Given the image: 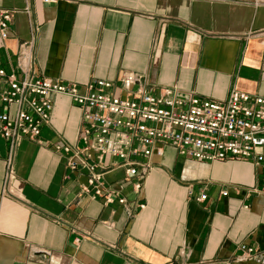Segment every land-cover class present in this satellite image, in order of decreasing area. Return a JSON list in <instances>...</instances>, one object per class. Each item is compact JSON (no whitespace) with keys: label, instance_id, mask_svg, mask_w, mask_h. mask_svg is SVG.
<instances>
[{"label":"crops","instance_id":"0c3cea01","mask_svg":"<svg viewBox=\"0 0 264 264\" xmlns=\"http://www.w3.org/2000/svg\"><path fill=\"white\" fill-rule=\"evenodd\" d=\"M1 9L13 13L0 37L8 70L27 42L36 72L50 79L119 84L132 72L178 95L264 96V0H0ZM52 100L40 138L16 146L7 184L10 147L0 136V264H264V193L249 192L261 186L262 164L198 162L164 145L141 199L125 168L105 172L128 200L107 205L81 192L86 172L70 170L58 149L77 143L80 108Z\"/></svg>","mask_w":264,"mask_h":264},{"label":"built area","instance_id":"2783aa9c","mask_svg":"<svg viewBox=\"0 0 264 264\" xmlns=\"http://www.w3.org/2000/svg\"><path fill=\"white\" fill-rule=\"evenodd\" d=\"M12 14L0 10L2 39L9 37ZM31 47L24 43L10 70L0 62V136L10 147L5 184L16 177V146L24 139L40 138L56 94L72 99L82 113L77 143L58 149L68 154L70 170L86 172L81 192L107 205H125L128 200L123 185L114 188L105 183V172L116 166L125 168L127 180H133V190L141 199L144 181L153 169L150 159L162 156L164 145L198 162L249 160L264 167V96L237 89L225 101L178 95L173 88H150L143 74L132 72L121 76L119 84L104 79L85 85L64 82L36 72ZM261 178L260 188L249 192L264 193V174ZM222 193L228 195L226 190ZM206 197L203 193L197 199ZM138 206L146 207L141 201ZM239 249L256 253L245 244Z\"/></svg>","mask_w":264,"mask_h":264}]
</instances>
